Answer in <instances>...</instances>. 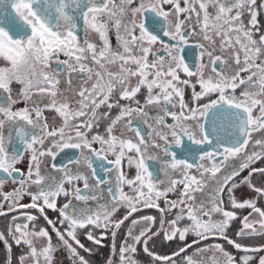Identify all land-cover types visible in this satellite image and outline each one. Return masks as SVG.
Instances as JSON below:
<instances>
[{"label": "snow or ice", "instance_id": "1", "mask_svg": "<svg viewBox=\"0 0 264 264\" xmlns=\"http://www.w3.org/2000/svg\"><path fill=\"white\" fill-rule=\"evenodd\" d=\"M125 4L130 6L133 0H122L117 17V5L112 0H0V58L10 65L0 68V90L8 94L6 101H0V173L6 174L0 177V186L8 178L16 183L14 173L21 177L18 181L20 188L4 197L9 201L8 211L36 209L55 233L60 246L68 251L73 264L77 259L79 264H88L79 256L78 249L91 251L78 239L77 229L88 226L119 229L133 213L143 208H156L161 212L160 229L152 232L151 223L155 218L150 215L132 220V227L120 247L121 264L129 260L136 264L126 253H135L136 245L141 243L144 252L154 261L175 264V257L210 237L226 240L243 255L237 260L217 243L197 248L194 256L214 248L226 258V264H264V254H261L264 245L238 242L251 236H264V208L257 206V199L264 198V187L255 186L250 179L255 173H260L264 179V168L251 167L256 161L264 160V98H261L264 97V59H261L264 57V32L257 25V0H183V7L180 0H141L138 7L131 8H126ZM165 5H171V10H165ZM209 5L216 9L214 16L208 12ZM9 6L11 12L7 10ZM259 7L264 8V3ZM129 11L132 16L130 25L122 20ZM245 11L250 14L247 25L241 19ZM181 14H186L184 20L180 19ZM193 14L197 17L196 24L201 25L204 40L214 45V36L221 38L220 52L217 54L214 48L209 50L196 44L198 56L189 63L183 53L190 47L186 37L195 34L189 30ZM137 15L140 16L139 22ZM105 16L113 22L121 52L111 49ZM136 29H139V35ZM92 33L98 34L102 45L91 40ZM161 34L175 43H165ZM156 45L160 49L154 47ZM158 50H163L165 55H157ZM60 53L68 59L60 61ZM225 54L232 58V62L225 58ZM205 55L211 64L206 78L204 71L208 65L202 62ZM89 60L95 67L86 63ZM53 62L64 66L67 90L72 96L60 90L62 72L50 67ZM37 65L41 66L39 71ZM107 65H118V71H111ZM131 65L136 66L135 70ZM24 69L28 71L22 72ZM73 72L87 76L78 87H72ZM181 72L189 78L196 77V81L182 80ZM131 78L137 79L135 86H129ZM13 81L22 85L19 100L11 96ZM87 81H93L90 87ZM197 83L199 92L195 90ZM117 85L121 89L119 100L113 102ZM184 86L192 89L190 103L185 100ZM142 88L147 89V96L140 104L136 96ZM237 89H241L238 95ZM214 94L215 98H212ZM45 95L48 103L38 102L37 97ZM76 96L78 100H75ZM205 98H208L207 103H199ZM120 100L131 101L137 106L133 107L131 103L121 105ZM21 101L25 106L13 110L12 105ZM73 102L78 107H72ZM102 106L108 111L100 114L98 110ZM177 106L179 112L173 110ZM113 108L119 109L115 117H111ZM150 108L155 110V115L149 114ZM45 110L58 115L61 120L58 127H49ZM168 118L174 123H167ZM101 119L110 120L105 135L97 133L89 139L88 134L99 127ZM189 120L194 121V125L184 123ZM117 129L119 136L115 134ZM144 129H147L146 133ZM128 133L132 136L128 137ZM254 133L261 135L254 138ZM95 143L101 147L93 148ZM204 145L212 146V150H205ZM250 146L252 151H246ZM66 149L77 150L79 155L75 158L69 156L64 163L57 165V156ZM132 152L134 157L127 155ZM24 153H30L26 174L16 168ZM108 155L114 159L109 160ZM44 157H51L53 163L50 171L42 173L41 158ZM125 158L129 166L136 168L133 179L126 178L122 171ZM229 160L236 163L229 165ZM94 161L101 162L103 178ZM85 166L87 174L81 171ZM193 168L198 176L191 174ZM245 169L251 170L241 183L256 193V199L238 200L235 195L240 187L234 182L235 178ZM110 173L117 174L115 189ZM209 180L212 181L210 185ZM79 181L83 182L82 188L77 184ZM28 184L36 185L37 191L27 193ZM125 184L132 189L134 196L123 192ZM161 185H164L162 189ZM178 185H183L178 200L165 199L163 209L152 199L153 194L157 200L166 197L169 192H175ZM104 186H107V198L103 195ZM197 192L204 193V199L199 203L196 202ZM23 194L31 195L30 204L19 203ZM225 194L231 210L225 207ZM60 196L67 199L58 207L57 198ZM101 199H104L103 204ZM73 201L83 202L84 207ZM89 201L96 202L97 207H89ZM120 207L127 209L126 214L113 222L111 217ZM45 209L58 212V219H49ZM173 209L179 211L174 219L167 220L165 212L171 214ZM236 209L251 211L240 220ZM214 214L221 218L217 219ZM0 215L6 213L0 211ZM37 218L26 215L27 221ZM185 219L190 223L181 227ZM17 220L18 217H13L7 236L0 232V242L6 252L11 253L13 243L25 245L27 251L18 256V264H54L56 249L49 231L46 228L37 231L35 225L30 230L28 223L21 224ZM237 220L240 221L235 231L237 239H233L227 231ZM144 221L151 223H142ZM137 224H142L139 235L133 230ZM161 233L165 241L178 238L185 242L188 234L196 239L185 243L179 251L159 255L149 251L147 245ZM112 235L115 238L116 232L113 231ZM32 238L45 242L38 249ZM86 238L95 244L100 243L92 231L86 233ZM129 239L132 243L128 242ZM184 259L185 264H201L193 257L185 256ZM7 264H12L10 257ZM108 264H112L111 259Z\"/></svg>", "mask_w": 264, "mask_h": 264}, {"label": "flooded vegetation", "instance_id": "2", "mask_svg": "<svg viewBox=\"0 0 264 264\" xmlns=\"http://www.w3.org/2000/svg\"><path fill=\"white\" fill-rule=\"evenodd\" d=\"M264 3V0H257V5ZM141 0H133V4L132 5H124L126 8H131V7H138L140 4ZM181 2V7H183V0H180ZM112 3H114L115 5H117V8L115 9V11L117 12V17H119V6L122 4V0H112ZM198 7V5H197ZM165 10H171V5H165L164 6ZM9 12L12 11L11 7L9 6L7 9ZM208 12L210 15L214 16L216 14V9L214 7H212L211 5H209L208 7ZM234 14V13H233ZM145 15H148L147 13ZM186 14H181L180 15V19L184 20ZM103 19L105 21H107L108 23V39H109V43L111 46V49L113 52H121L122 48L120 46V43L117 40V32L116 29L113 27V22L111 20H108V18L105 16L103 17ZM201 19H202V15H201ZM241 19L244 21L245 25L248 24V21L250 19V14L245 11L244 15L241 17ZM123 23L125 24H129L130 25V21L132 20V16L130 11L122 18ZM137 22H139L140 20V16L137 15L136 17ZM196 20L197 17L195 14L192 15L191 17V24H189V30L190 31H194V35H188L186 38L189 40V45L190 47L188 49H186L185 53H183V55H185L188 58V62L191 63L192 59L195 56H198L199 50L195 48L196 44H201L203 45L206 49L209 50H215V52L217 54H219L220 52V37H215L214 36V40H215V44L213 45L212 43H210L209 41L204 40L203 36V32H201V25H197L196 24ZM257 25L260 29L261 32H264V8H261L258 12H257ZM194 26V27H193ZM136 34L139 35V29H136ZM80 35H81V39L83 38V30L81 27V31H80ZM121 35L123 36V30H121ZM259 34H257V38H258ZM161 39L165 42V43H175L174 41H169V39L167 37H163L161 34ZM91 40L95 43H97V45H102V42L99 40V36L96 33H92L91 34ZM157 49H160L159 45L154 46ZM139 54V53H137ZM157 55L159 56H163L165 55V53L163 52V50H158L157 51ZM225 58L228 59L230 62H232V58L228 57L225 54ZM58 59L60 61H64L66 59H68V57H66L63 53L59 54ZM149 59H151V57H149ZM262 59H264V57H262ZM204 64L208 65V67L205 69L204 71V75L205 78L208 76L209 72L211 71V64L209 61V58L207 55H205L203 57V61ZM86 63H88V65L90 67H95V65L92 64V62L86 61ZM241 64H243V54L241 53ZM234 68L236 67V65L233 63L232 65ZM6 67H10L9 63L7 61H5L3 58L0 61V68H6ZM50 67L52 69H59L61 70L62 74L60 76V80H61V84L59 85V88L62 92H64L65 95L68 96H72V93L69 92L68 89V85L66 84V79H67V74H66V70L64 69L63 65L57 64L55 62H53ZM107 67L111 70V71H118V65H107ZM131 67L133 68V70H135L136 66L135 65H131ZM217 67L219 68L220 66L217 65ZM41 69L40 65L36 66V70L39 71ZM28 71L27 69L22 70V72H26ZM242 75L246 76L247 73H242ZM71 77L73 80V85L72 87H78V85L80 83H82L83 81H85L87 79L86 74L84 73H79V72H73L71 73ZM180 77L181 79H191L193 82L196 81V77H187L183 72L180 73ZM95 79V76L93 74V80ZM93 81H87V86L90 87L91 83ZM129 86H135L137 83V79L136 78H131L129 80ZM22 85L13 81V83L11 84V96L13 99L15 100H19L20 97L18 95L20 89H21ZM242 88L245 86H241ZM197 92L200 91V87L199 84H196V89ZM241 89H237V95L239 94ZM120 86L117 85L115 92L113 93V102L116 100H119V94H120ZM184 91H185V100L188 101L190 103V98H191V93H192V89L191 87L188 86H184ZM7 93H4L3 90H0V101H6L7 100ZM147 96V89L146 88H142L141 91L139 93H137L136 99L139 100L140 104H143L145 101V98ZM212 98H215V94L212 96ZM79 97L76 96L75 100H78ZM38 102H40L41 104H46L48 103V97L45 96H38L37 97ZM121 105H127V104H132L133 107H136L137 105L135 103H132L131 101H127V100H120L119 101ZM208 102V98H205L203 100H201L199 103L203 104V103H207ZM25 105L23 103V101H21L20 103L14 104L12 105V109L16 110V109H20L23 108ZM72 107H78L77 104H75L73 102ZM169 108H171V105H168ZM177 112H179V107L177 106L176 109H173ZM108 109L106 106H102L98 112L100 114L107 112ZM119 112L118 108H113L111 110V117H115V115H117ZM149 114L150 115H155L156 112L155 110H152L150 108L149 110ZM44 116L47 118V122L49 124V127H58L61 124V120L58 117V115L50 110H45L44 111ZM110 123V120H104L101 119L100 123H99V127L94 128L88 135H89V139L91 138L92 135H95L97 133L101 134V135H105V129L108 126V124ZM167 123L172 124L174 123L171 118L167 119ZM184 123L186 125H194V121L189 120V121H184ZM145 133L147 132V129H144ZM5 134L6 131H5ZM115 134L117 136L120 135V131L119 129L116 130ZM128 137H131L132 134L128 133L127 134ZM260 133H254L253 136L254 138H259L260 137ZM185 144H187V140L185 139L184 141ZM46 146H49L46 144ZM93 148L99 149L101 146L98 143H95L92 145ZM183 147V145H182ZM195 148V146H194ZM203 148L205 150L211 151L212 150V146H208V145H204ZM55 151V149H53ZM119 149H117L118 151ZM175 151H179L178 149H174ZM257 150H259L257 148ZM246 151L251 152L252 148L251 146L249 148L246 149ZM79 155L77 150H72V149H66L64 152H61L56 160L55 163L57 165H61L62 163H64L69 156L75 158ZM128 156H135V153H128ZM162 155V154H161ZM29 156L30 153H24V157L23 159L16 165V168L20 169L22 172H24L25 174L27 173L28 170V161H29ZM43 160V163L41 164V170L42 173L44 170H48L50 171L51 168V164L53 163V161L51 160V157H44L41 158ZM108 159H114V157L112 155H108ZM217 159H222V157H217ZM96 169L98 174L101 176V178L104 177L103 172L100 169V161H94ZM151 163V162H150ZM204 163H208L207 161H205ZM229 165H233L236 162L233 160H229ZM264 163V160H258L256 161L254 164L251 165V167L253 168H264V165L262 164ZM262 164V165H261ZM210 166V165H209ZM158 167V166H157ZM251 169H245L240 176H237L235 178V183L240 184V187L238 189H236L235 191V195L237 197L238 200H242L239 198H243V199H256V193H254L253 191H251L246 184L241 183V181L245 178L248 177V172ZM81 171L85 172L86 174L88 173V170L85 167L81 168ZM122 171L125 173L126 178L128 179H133L136 173V168L134 165L129 166L127 158H125L122 161ZM191 174L193 175H197L198 176V172L196 170V168H193L191 170ZM16 177V183H13L11 178H8L5 180V182L3 183L2 186H0V211H4L6 213V215H0V232H3L6 236H7V229L9 228L10 224L12 223L13 217H18L17 222L18 223H28L29 224V229L31 230L33 225H35V229L38 231L40 228H46L51 237H52V244L54 246V248L56 249L54 251V264H58V262L62 261V264H73V261L71 259H69V253L66 249H64L62 246H60L59 241L57 240L55 233L52 232L51 228L48 226L47 222L45 221V219L43 218V216L40 215V213L36 210V209H23L20 208L16 211H12L9 212L8 211V204L9 201H6L4 199L6 194H10L13 193L15 190L20 188V184H19V180L21 179V177H19L18 175H16L15 173L13 174ZM116 173H110L109 174V178L111 180L112 186L115 189V182H116ZM175 175L178 178H182L179 176V173H175ZM6 176L5 173H0V177H4ZM251 183L254 184L257 187H264L263 184V179L261 178L260 173H255L251 178ZM92 183H94V181H90ZM209 185L212 183V181H208ZM79 187H83V182L79 181L77 182ZM67 187V185H65ZM106 187L105 191L103 193L104 197L107 198V191H106ZM161 189L164 187V185L159 186ZM183 185H178L176 188L175 192H169L167 194L166 197H161L157 200L156 196L153 194L152 195V199L159 204L160 208L163 209L164 208V202L165 199L170 200V201H175L178 200L179 196H180V191L182 189ZM122 190L125 194L129 195V196H134L135 193L132 191L131 188H129V186L127 184L122 186ZM37 191V186L33 185V184H28L27 185V193H35ZM146 191V189H145ZM205 191L207 192L208 189L206 188ZM242 191V193L240 192ZM196 195V202L199 203L202 199H204V193H200L197 192L195 193ZM13 199H16L15 196H13ZM66 197L64 196H60L57 198V205L62 206L65 202H66ZM224 201H225V207L230 209V206L228 204V197L227 194L224 195ZM32 202L31 200V195L29 194H23L20 198H19V203L20 204H30ZM38 203H42V201H38ZM74 204H77L79 207H84L83 202H77V201H73ZM101 204L104 203V199H101L100 201ZM89 207L95 209L97 207L96 202L94 201H89L88 202ZM257 206L264 208V198H259L257 199ZM127 209L125 207H120L118 211L115 212V214L111 217V220L117 221L123 218V216L126 214ZM179 209H173L171 214H168L167 212H165V218L167 220H171L174 219L176 212H178ZM237 213H241L242 211H244L245 215H248V213L251 211L250 209H236L234 210ZM46 215L48 216L49 219L56 221L58 219V212L52 211L51 209H45ZM31 214L34 215L36 217H38L35 221H27L26 220V215ZM153 216L155 218V222L151 223V222H147L144 221L142 223H151V227H152V232H156L160 229V219H161V212L156 209V208H143L142 211H138L136 213H133L132 216L129 217L128 220L124 221V223L120 226L119 229H115L114 227H110L109 229H104V228H93L92 226H88L85 229H77V237L80 240V242L88 249H90V252H86L83 249H78L79 252V256L84 257V259L86 261H88V264H108L109 260L111 259L112 264H119L121 263L120 261V247L122 245V243H124L125 241V237L126 234L129 230L130 227H132V220L134 219H139L142 216ZM254 216H256L255 214H253ZM217 219H220L221 217L219 215H215ZM204 219H207L206 217ZM251 219V217H250ZM258 219V217H257ZM188 223H190L188 220H184L181 222V227H183L184 225H187ZM239 226V222H234L232 224V227L227 231V234L232 235V233L234 232V230ZM66 227V226H65ZM142 224H137L135 226V228L133 229L135 234L139 235V232L141 230ZM165 228L168 227L167 224H165L164 226ZM257 228H259V225H257ZM63 230V229H62ZM88 231H92L93 235L100 240L99 244H95L92 241L88 240L86 238V233ZM113 231L116 232L115 238H113ZM35 246L39 249L43 246L44 244V240L43 239H39L41 240V242H39V240L32 238ZM194 239H196V237L192 234H188L186 236V241L185 242H181L179 241V239H174L171 241H165L164 240V236L163 233H161L159 236H154L152 238V240H149L148 242V249L149 251L155 253V254H159V255H167V254H171L173 252L179 251V249L181 247L184 246L185 243H191ZM246 239V238H245ZM245 241V240H244ZM129 243H132V241L129 239L128 241ZM261 243H264V239H261L260 241ZM9 243H12L11 239L9 238ZM226 244L228 245V243L226 242V240L223 239H219V238H214V237H210L209 239L206 240H202L200 242V244L194 245L192 248H189L187 250V252L185 253H181L180 256L175 257V264H185V256H189V257H193L194 260L196 261H200L201 264H216V257L218 258L221 254L219 251L215 250L214 248L204 252L202 255H193L196 252L197 248H204L206 246H210V245H214V244ZM113 245L115 246L113 249ZM75 246V245H74ZM158 246V247H157ZM161 246V247H160ZM230 246V245H229ZM231 247V246H230ZM136 252L135 253H126L127 256L131 257L132 260H135L136 264H160V262L158 261H154L152 259V257H150L149 255H147L144 252V245L138 244L136 245ZM232 249L234 251H236L233 247ZM158 250H163V253L158 252ZM27 251V246L25 245H20V246H16L14 243L12 244V250L11 253H7L4 247L3 242H0V264H7V260L9 259V257L11 258L12 264H18V256L22 253V252H26ZM211 253H215L214 256H211L209 254ZM233 254V256H235L237 258V260H239L240 256L243 255V253H236ZM226 259V258H225ZM226 262V260L224 261ZM131 260L127 261L126 264H130ZM76 264H79L78 259L76 260ZM223 264V263H222Z\"/></svg>", "mask_w": 264, "mask_h": 264}, {"label": "rangeland", "instance_id": "3", "mask_svg": "<svg viewBox=\"0 0 264 264\" xmlns=\"http://www.w3.org/2000/svg\"><path fill=\"white\" fill-rule=\"evenodd\" d=\"M259 2V1H258ZM259 5H260V2H259ZM259 5H257V7H256V11L258 12L261 8L259 7ZM257 38V37H256ZM258 39V38H257ZM261 59H262V57H261ZM2 60V58H0V61ZM260 61L258 60L257 61V63H259ZM255 90V89H254ZM261 98H264V97H261ZM263 165H264V163H262ZM261 164V165H262ZM264 180V179H263ZM263 184H264V181H263ZM241 193H242V191H240ZM239 199H243V198H239ZM238 215H239V217H240V220H242L243 219V216L245 215L244 214V211H242L241 213H237ZM214 215H218V214H214ZM256 215V214H255ZM258 217V216H257ZM234 222H239L240 223V221L239 220H237V221H234ZM239 227V226H238ZM237 227V228H238ZM236 228V229H237ZM236 229L234 230V232L232 233V235H231V237H230V235H228L230 238H233V239H237V237L235 236V231H236ZM261 239H264V236H251V237H248V238H246V239H243V240H238V242L239 243H242V244H247V245H254V246H259V245H264V243L262 242H260L261 241ZM245 240V241H244ZM39 242H41V240H39ZM222 245V247H223V249L226 251V252H228V253H231L232 255L233 254H235L234 252H236L237 253V251H234L233 249H232V246L230 247L229 246V244L228 245H226V244H221ZM158 247V246H157ZM161 247V246H160ZM158 252H160V253H163V250H158ZM220 256L217 258L216 257V264H226V262H224L226 259H225V257L222 255V253L220 252ZM261 254H264V253H261ZM209 255H211V256H214L215 255V253H211V254H209ZM119 264H121V263H119ZM131 264V263H130Z\"/></svg>", "mask_w": 264, "mask_h": 264}]
</instances>
